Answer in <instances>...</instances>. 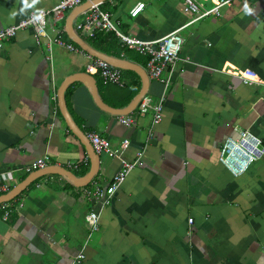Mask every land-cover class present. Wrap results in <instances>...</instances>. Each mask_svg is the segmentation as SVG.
<instances>
[{"label": "crops", "instance_id": "crops-1", "mask_svg": "<svg viewBox=\"0 0 264 264\" xmlns=\"http://www.w3.org/2000/svg\"><path fill=\"white\" fill-rule=\"evenodd\" d=\"M59 1L0 0V29L33 8L49 9ZM99 1L123 33L143 40L193 19L180 0ZM140 2L143 9L131 16ZM245 3L253 15L245 13ZM71 10L55 24L49 19L46 34L53 37L60 30L65 42L78 46L66 32ZM84 11L72 26L93 47L76 30ZM180 32L184 42L157 124L152 111L141 113L138 105L143 98L159 100L164 86L158 80L149 78L145 94L124 114L99 108L82 81L68 84L65 104L77 127L86 137L95 132L107 138L118 156L101 154L83 186L66 174L46 172L10 199L8 219L0 209V264H264V157L237 177L219 161L222 141L236 137L238 129L251 130L264 144V0H234L219 15L192 21ZM47 46L46 38L37 44L27 27L0 49V173L6 174L9 191L39 171L27 172L26 166L44 155L46 171L64 168L81 177L91 168L86 148L91 147L67 126L57 96L67 77L87 73L90 54ZM108 55L146 72V57L131 49ZM245 68L258 75L253 84L239 79ZM120 70L130 77L127 85L103 84L92 75L101 100L112 108H126L143 88L138 73ZM125 114L136 123L119 122L117 115ZM143 148L141 164L108 204L84 194V189L106 187L121 161L132 160ZM90 210L99 213L95 230L85 221ZM80 250L84 258L77 259Z\"/></svg>", "mask_w": 264, "mask_h": 264}, {"label": "built area", "instance_id": "built-area-1", "mask_svg": "<svg viewBox=\"0 0 264 264\" xmlns=\"http://www.w3.org/2000/svg\"><path fill=\"white\" fill-rule=\"evenodd\" d=\"M84 1L89 0H60L57 4L49 9L36 7L28 12L26 17L15 24L8 25L0 29V49L5 41L15 37L20 30L31 27L34 30V38L37 44L41 43L43 38L47 39V47L50 51V45L55 43L69 50L80 51L78 46L72 43H67L62 38V32L56 31L55 36L49 37L46 34L48 20L52 19L54 24L63 17V14ZM183 4V9L186 13L192 16V21L203 18L209 15H219L221 9L230 5L234 0H209L210 6H205L204 1L208 0H180ZM144 3L136 4L131 10L130 15L136 16L143 9ZM184 24L171 32L152 40H143L134 36L123 33L119 28V22L112 19L111 14L100 7L99 3H92L83 14L81 20L76 24V30L82 33L85 37L94 36L97 30L113 31L121 40L122 44L128 49H131L140 55L146 57L145 69L150 79L158 80L164 86V91L155 103H150L148 98H143L138 105V110L144 113L147 110L152 111V124H157L163 116V103L165 99V90L169 85L170 77L174 64L178 60L184 38L181 30L188 24ZM83 51V50H82ZM90 59L85 65V71L91 75L97 74L103 84H116L124 86L122 72L119 67L111 65L108 61L89 55ZM167 74V75H166ZM238 77L243 84H253L258 75L252 69L245 68L240 70ZM119 122L126 126H131L136 123V120L131 115H117ZM151 131V129H150ZM88 138L98 154H105L109 157L118 156L119 150L113 148L109 140L100 136L95 132L88 133ZM126 142L123 141V147ZM144 154V148L135 153L132 160H122L121 167L112 176L106 187L95 186L93 190L84 189V194L91 199L101 202L103 205L108 204L115 194L116 190L123 184L127 175L136 166L141 164V158ZM264 157V144L262 139L249 129H238L237 136L226 137L219 149V161L228 170V172L237 177L242 175L248 166ZM48 156L44 155L33 160L26 166V171L31 172L46 167ZM77 167V163L71 164ZM10 187L7 183L5 173H0V195L9 191ZM3 219H8L12 210L9 201L0 203ZM99 213L90 210L85 216V221L90 230H95L98 224ZM192 222V218H189ZM77 259L84 258L83 250H80L76 255Z\"/></svg>", "mask_w": 264, "mask_h": 264}, {"label": "water", "instance_id": "water-1", "mask_svg": "<svg viewBox=\"0 0 264 264\" xmlns=\"http://www.w3.org/2000/svg\"><path fill=\"white\" fill-rule=\"evenodd\" d=\"M99 2H100L99 0H89V1H87L81 5L74 7L70 11V13L67 15V18H66L67 35L78 46H80V48L83 51L87 52L91 56L102 58L114 66L120 67L122 69H131V70L135 71L136 73H138L139 76L141 77V80L143 83V88L137 94V96L133 99L131 104H129L126 108H112V107L106 105L101 100L99 93H98V87L96 84V79L91 74L82 72V73H76V74H73V75L67 77L65 79V81L59 86L58 91H57L59 106H60L61 113L65 119V122H66L67 126L70 128V130L73 133H75L77 135V137H79V139L82 140V142L86 146L89 145L91 147V149H89V147H86L87 153L91 159V168H90L89 172L87 174H85L84 176L77 177L73 172H71L70 170H66L64 168H59V169L54 168V169H50V170L47 169V171L45 169H42V170L39 169V171H34L32 174L28 175L23 181H21L20 183L15 185L9 192L0 195V203L14 198L17 194H19V192L21 190H23L37 176H40L41 174H44L46 172L47 173L57 172L59 174H66V176L70 180H72L74 182L73 184L76 186H83V185L87 184L90 181L93 174L96 172V168H97L99 161H100V155H98L94 151V149L90 143L89 138L85 136V134L79 129V127H77V125L75 124L74 120L72 119L70 113L68 112L66 104H65L64 92H65V90H66V88L70 82H73L74 80H80L83 83H85L87 86L90 87L92 97H93L95 103L97 104V106L99 108L106 110V111H109L113 114L128 113V111L130 109H132L133 107H135L136 104L138 103L139 99L145 94V91L149 85V77L143 68H141L140 66H138L132 62H129L125 59L113 57V56H110L104 52L96 50L95 48L91 47L88 43H86L74 31L73 26H72V22H73L74 17L77 14L86 10L92 3H99ZM83 136H85V139L87 140V142L85 140H83V138H82ZM43 170H45V171H43Z\"/></svg>", "mask_w": 264, "mask_h": 264}, {"label": "trees", "instance_id": "trees-1", "mask_svg": "<svg viewBox=\"0 0 264 264\" xmlns=\"http://www.w3.org/2000/svg\"><path fill=\"white\" fill-rule=\"evenodd\" d=\"M101 8L105 9L104 7ZM87 40L97 50H100L107 54H111V50H119L124 52L129 50L125 45L122 44L120 38L113 31L106 32L103 30H97L94 33V36L87 38ZM122 78L126 85L130 82V77L123 75Z\"/></svg>", "mask_w": 264, "mask_h": 264}, {"label": "clouds", "instance_id": "clouds-1", "mask_svg": "<svg viewBox=\"0 0 264 264\" xmlns=\"http://www.w3.org/2000/svg\"><path fill=\"white\" fill-rule=\"evenodd\" d=\"M24 2H25V5L28 4V0H24ZM36 2H37V0H32V4H35ZM244 11L248 15H253L254 14V9L249 7L247 3H245V5H244Z\"/></svg>", "mask_w": 264, "mask_h": 264}]
</instances>
